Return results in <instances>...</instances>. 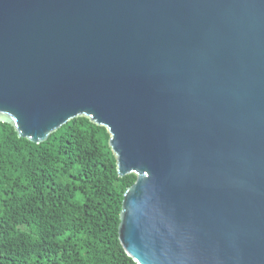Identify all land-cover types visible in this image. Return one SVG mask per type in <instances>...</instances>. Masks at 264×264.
Wrapping results in <instances>:
<instances>
[{
	"label": "water",
	"instance_id": "obj_1",
	"mask_svg": "<svg viewBox=\"0 0 264 264\" xmlns=\"http://www.w3.org/2000/svg\"><path fill=\"white\" fill-rule=\"evenodd\" d=\"M110 132L139 264H264V0H0V121Z\"/></svg>",
	"mask_w": 264,
	"mask_h": 264
},
{
	"label": "trees",
	"instance_id": "obj_2",
	"mask_svg": "<svg viewBox=\"0 0 264 264\" xmlns=\"http://www.w3.org/2000/svg\"><path fill=\"white\" fill-rule=\"evenodd\" d=\"M110 132L85 115L41 141L0 121V264H139L119 238L125 190Z\"/></svg>",
	"mask_w": 264,
	"mask_h": 264
}]
</instances>
